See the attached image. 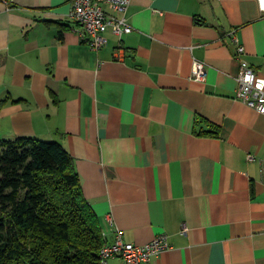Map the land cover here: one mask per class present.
Instances as JSON below:
<instances>
[{"label": "crops", "instance_id": "0c3cea01", "mask_svg": "<svg viewBox=\"0 0 264 264\" xmlns=\"http://www.w3.org/2000/svg\"><path fill=\"white\" fill-rule=\"evenodd\" d=\"M263 7L131 0L94 50L73 0H0V139L60 144L109 242V214L127 243L167 235L146 264H264V115L236 97L238 44L264 76Z\"/></svg>", "mask_w": 264, "mask_h": 264}, {"label": "trees", "instance_id": "16d2710c", "mask_svg": "<svg viewBox=\"0 0 264 264\" xmlns=\"http://www.w3.org/2000/svg\"><path fill=\"white\" fill-rule=\"evenodd\" d=\"M104 229L60 144L0 139V264H101Z\"/></svg>", "mask_w": 264, "mask_h": 264}, {"label": "built area", "instance_id": "2783aa9c", "mask_svg": "<svg viewBox=\"0 0 264 264\" xmlns=\"http://www.w3.org/2000/svg\"><path fill=\"white\" fill-rule=\"evenodd\" d=\"M4 3L9 9L12 0H4ZM130 3L131 0H73L70 17L81 27L83 38L91 42L94 50H99L107 43L105 37L107 31L111 30L119 36L132 32L124 16L121 18L115 16L116 13H125ZM104 5L109 8L110 13L105 12ZM244 55L245 48L238 44L236 58L239 69L236 76L238 83L236 97L248 107L264 115V76H258L255 73ZM206 76L205 63L195 59L191 78L195 81H205ZM249 158L253 159L252 156ZM262 181L264 183V166ZM105 220L112 230L113 241L109 242L104 232L105 243L100 252L101 264H110L111 259H119L122 264H146L152 258L159 257L171 249L169 237L165 234L157 236L144 245L127 243L113 215H107Z\"/></svg>", "mask_w": 264, "mask_h": 264}]
</instances>
